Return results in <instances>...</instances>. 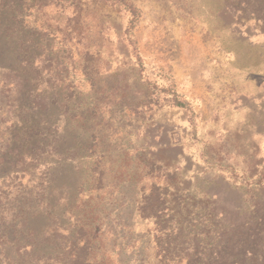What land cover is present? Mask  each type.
I'll return each mask as SVG.
<instances>
[{
	"label": "rangeland",
	"instance_id": "rangeland-1",
	"mask_svg": "<svg viewBox=\"0 0 264 264\" xmlns=\"http://www.w3.org/2000/svg\"><path fill=\"white\" fill-rule=\"evenodd\" d=\"M23 2L9 20L0 0V264H229L243 232L242 263L264 264L256 20L225 0Z\"/></svg>",
	"mask_w": 264,
	"mask_h": 264
},
{
	"label": "trees",
	"instance_id": "trees-1",
	"mask_svg": "<svg viewBox=\"0 0 264 264\" xmlns=\"http://www.w3.org/2000/svg\"><path fill=\"white\" fill-rule=\"evenodd\" d=\"M9 11V20L10 18L12 20H16L19 15H21L24 11L25 4L23 0H3ZM225 3L227 4V8H234L236 10L240 11V19H255L256 22L260 25L261 31L264 32V0H225ZM177 105L183 106L184 104L177 100ZM235 227V226H234ZM234 229V228H233ZM251 236V235H250ZM247 237H249L248 233L243 232L241 237H235V234L232 233L230 236L231 241V258L229 264H243L242 260L243 258H240L246 253H249L248 248H246L243 243V241H246ZM232 242H235L232 244ZM254 256V253L251 254ZM232 257H235L233 260Z\"/></svg>",
	"mask_w": 264,
	"mask_h": 264
}]
</instances>
